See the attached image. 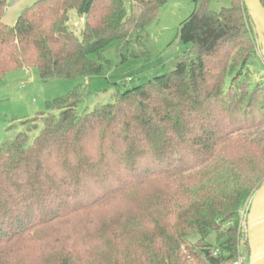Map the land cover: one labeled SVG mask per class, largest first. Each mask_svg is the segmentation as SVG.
Masks as SVG:
<instances>
[{
  "label": "trees",
  "instance_id": "1",
  "mask_svg": "<svg viewBox=\"0 0 264 264\" xmlns=\"http://www.w3.org/2000/svg\"><path fill=\"white\" fill-rule=\"evenodd\" d=\"M167 1L130 0L129 14L126 0H37L10 27L0 0V84L18 69L103 76L110 44L126 61ZM189 1L172 71L79 114L81 84L47 103L34 143L22 131L0 147V264L249 263L240 215L264 183V80L249 70L261 50L244 0Z\"/></svg>",
  "mask_w": 264,
  "mask_h": 264
},
{
  "label": "rangeland",
  "instance_id": "2",
  "mask_svg": "<svg viewBox=\"0 0 264 264\" xmlns=\"http://www.w3.org/2000/svg\"><path fill=\"white\" fill-rule=\"evenodd\" d=\"M37 0H6L5 25L13 27L19 14ZM229 0H211L209 9L220 11L229 6ZM131 14V2L126 0ZM194 11L189 0H168L161 9L159 18L144 30L131 37V48L127 60L123 61L119 53V42L110 44L104 57L111 63L105 68L103 76L76 79H53L43 81L38 69H18L7 73L0 84V147L14 140L15 136L26 131L28 144L31 145L44 128L40 113L47 110V103L67 95L81 84H88L91 94L81 102L77 113L92 111L98 105L113 103L117 94L127 88L146 83L156 77L172 71L185 55L186 45L179 36L182 23ZM71 32L81 38L84 20L75 12L71 14L69 24ZM95 60L98 58L95 56ZM253 79L264 80V58L259 51L249 65ZM58 115V112H55ZM37 118V119H36ZM34 121V127L28 129L26 121ZM246 249V238L240 240V250Z\"/></svg>",
  "mask_w": 264,
  "mask_h": 264
},
{
  "label": "water",
  "instance_id": "3",
  "mask_svg": "<svg viewBox=\"0 0 264 264\" xmlns=\"http://www.w3.org/2000/svg\"><path fill=\"white\" fill-rule=\"evenodd\" d=\"M264 58V5L261 0H244ZM248 264H264V183L254 194L247 216Z\"/></svg>",
  "mask_w": 264,
  "mask_h": 264
},
{
  "label": "built area",
  "instance_id": "4",
  "mask_svg": "<svg viewBox=\"0 0 264 264\" xmlns=\"http://www.w3.org/2000/svg\"><path fill=\"white\" fill-rule=\"evenodd\" d=\"M250 205H251V201L241 211V215L240 216H241V221L243 223H245V221H247V216H248V212H249V209H250ZM246 229H247V227H246ZM246 262H247V258L245 256L241 255L235 264H245Z\"/></svg>",
  "mask_w": 264,
  "mask_h": 264
}]
</instances>
